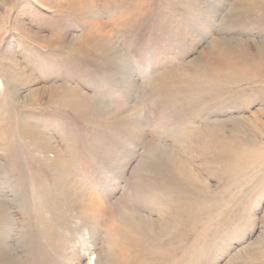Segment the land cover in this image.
Segmentation results:
<instances>
[{
	"label": "rangeland",
	"instance_id": "374dc122",
	"mask_svg": "<svg viewBox=\"0 0 264 264\" xmlns=\"http://www.w3.org/2000/svg\"><path fill=\"white\" fill-rule=\"evenodd\" d=\"M242 1L0 0L7 255L119 256L126 213L142 264H264V10Z\"/></svg>",
	"mask_w": 264,
	"mask_h": 264
},
{
	"label": "bare ground",
	"instance_id": "6f19581e",
	"mask_svg": "<svg viewBox=\"0 0 264 264\" xmlns=\"http://www.w3.org/2000/svg\"><path fill=\"white\" fill-rule=\"evenodd\" d=\"M238 5L242 8H260L264 10V0H245L242 2H239ZM107 41V40H106ZM89 45H84L82 48H80V52L86 53V52H92L94 48L102 49L103 54H111L113 51L109 49L106 45V43L99 42L96 44H93L91 42ZM100 44V45H99ZM88 47V49L86 48ZM109 50V51H108ZM90 54V53H89ZM111 56V55H110ZM255 58H257V61L264 64V48L261 47L258 51V53L255 55ZM56 102V100H59V103H64L65 105L69 107H77L75 104L76 102L73 101V99H70L66 95L58 98L52 99V101ZM62 108V106H60ZM64 108V107H63ZM46 150L45 148H42ZM154 151V150H152ZM151 151V152H152ZM62 164V165H60ZM54 171L68 174V168L66 166H63V163H58L54 167ZM132 204V202H131ZM134 207V206H133ZM8 214L5 206L3 203L0 202V217H6ZM117 222V228L128 237V248L123 249V252H120L119 256L116 255V252H114L112 249H106L105 253L100 254L97 256L96 259L90 260L87 264H101V255H105V263L106 264H142L143 259L148 255L146 241H147V229H146V221H142L139 218L133 219L126 213H121ZM148 225V224H147ZM133 232L135 235L132 236L130 233ZM128 233V235H127ZM114 236H116V232L114 233ZM9 262V264H18V262L21 263L18 257H11L10 255H7V253L4 252V248L0 247V264H6L4 262ZM34 264H36V261L32 259Z\"/></svg>",
	"mask_w": 264,
	"mask_h": 264
}]
</instances>
